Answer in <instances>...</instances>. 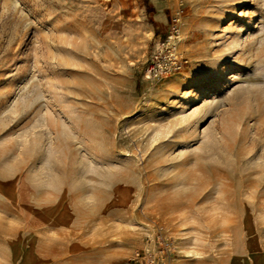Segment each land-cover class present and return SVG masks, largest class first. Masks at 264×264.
<instances>
[{"label":"rangeland","instance_id":"374dc122","mask_svg":"<svg viewBox=\"0 0 264 264\" xmlns=\"http://www.w3.org/2000/svg\"><path fill=\"white\" fill-rule=\"evenodd\" d=\"M136 251L264 264V0H0V264Z\"/></svg>","mask_w":264,"mask_h":264},{"label":"built area","instance_id":"2783aa9c","mask_svg":"<svg viewBox=\"0 0 264 264\" xmlns=\"http://www.w3.org/2000/svg\"><path fill=\"white\" fill-rule=\"evenodd\" d=\"M179 15L180 10H177L172 17V27L169 34L154 45L145 68L146 77H160L172 71L182 70L186 66V58L178 52L176 47L178 36L175 26ZM167 245L168 242H164V246ZM133 260L134 264H155V256L147 252L136 251Z\"/></svg>","mask_w":264,"mask_h":264}]
</instances>
